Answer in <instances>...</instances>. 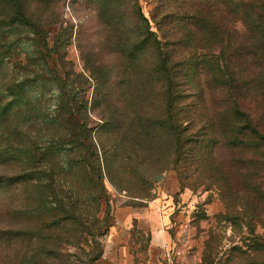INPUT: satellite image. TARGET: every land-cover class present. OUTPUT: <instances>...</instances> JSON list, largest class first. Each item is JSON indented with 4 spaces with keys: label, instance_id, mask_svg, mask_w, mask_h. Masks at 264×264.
Wrapping results in <instances>:
<instances>
[{
    "label": "rangeland",
    "instance_id": "1",
    "mask_svg": "<svg viewBox=\"0 0 264 264\" xmlns=\"http://www.w3.org/2000/svg\"><path fill=\"white\" fill-rule=\"evenodd\" d=\"M97 1L0 0V264H97V255L104 264H264V212L236 204V179L213 170L230 166L232 148L199 143V121L221 110L218 98L194 94L177 77L167 103L135 7L158 36L195 9L239 33L244 25L218 0H106L113 6L104 23ZM158 7L168 10L163 22ZM134 46L136 55H127ZM31 143L39 169L57 172L56 198L72 207L22 205L25 185L8 178L28 166ZM68 160L77 161V189L63 168ZM92 167L101 169L103 189L92 187ZM154 220L161 244L151 243Z\"/></svg>",
    "mask_w": 264,
    "mask_h": 264
},
{
    "label": "trees",
    "instance_id": "2",
    "mask_svg": "<svg viewBox=\"0 0 264 264\" xmlns=\"http://www.w3.org/2000/svg\"><path fill=\"white\" fill-rule=\"evenodd\" d=\"M218 1L230 9L229 13L237 15L231 19L240 21L244 25L243 33L230 29L224 18L219 16L205 19L195 9V13L183 14L179 28H168L162 32L161 36H158L149 30L147 19L136 6L134 17L137 22H143L145 26L138 36L149 35L145 39L151 41L153 56L151 68L156 74L161 75L162 80L167 84L166 101L168 104L171 103L169 99L172 95L169 81L177 77L181 78L188 89L192 88L194 94L200 96L206 93L214 104L216 103L215 97L218 98L221 110L217 111L214 117L208 116L205 120L199 121V143L204 148L211 139L213 146L223 143L232 148L230 166L225 169L216 163V168H213L216 178L218 179L219 174L223 176L226 173L235 178L236 186L233 187L236 192H233L237 196L233 197V200L240 201L235 203H242L253 213L258 209L264 212V184L261 182L264 174V111H262L264 103V0ZM133 4L136 5V2ZM111 6H113V1L98 0L96 2L97 12L100 19H104V23H107L110 17ZM167 11L158 7L154 17L160 13V21L163 22V17L166 15L164 12ZM191 25L196 28L193 30L194 33L186 29ZM198 28L200 29L197 30ZM139 45H141L140 42H138ZM178 46L193 51L185 50L187 54L181 56L179 50H175ZM137 47L127 48V55L135 56L139 50ZM118 67L122 69V75H125L124 61L121 56ZM199 79L202 83L198 84ZM19 86L22 90V86ZM10 89L7 88L8 91ZM36 149L38 146L32 143L29 148H25L24 158L28 166L23 167L20 175L14 179L8 178L12 181L18 179L20 184L25 185L27 193L24 194L22 205L29 210L36 211L45 202L49 204L52 212L61 205L72 207L73 200L56 198L57 187L60 185L59 180L54 179L57 172L51 164L46 166V170L39 169L40 157L35 154ZM211 151H209V157L212 159ZM206 160V158L202 159L203 162ZM66 163L64 161L63 168L67 165V171H70L76 178V181L70 182L69 186L77 189L82 184L79 170L74 166L77 165V161L68 160ZM104 170L110 179L107 166ZM92 171L96 172L95 181L92 180L91 183L92 187L103 189L101 169L92 167ZM219 181L225 189L233 190L227 179ZM45 186L48 198L42 201L40 197ZM242 200L244 202H241ZM52 212L49 214V222L56 221V215ZM34 217L36 223H43V218H38L37 215ZM99 257L100 255H97L94 258L95 262Z\"/></svg>",
    "mask_w": 264,
    "mask_h": 264
},
{
    "label": "crops",
    "instance_id": "3",
    "mask_svg": "<svg viewBox=\"0 0 264 264\" xmlns=\"http://www.w3.org/2000/svg\"><path fill=\"white\" fill-rule=\"evenodd\" d=\"M151 228H152L151 243L161 244V242L164 241V234L160 228L159 222H157V220H154L153 222H151ZM155 240L157 241V243ZM103 257L104 256H102L100 259L97 260V264H104L103 260L105 258Z\"/></svg>",
    "mask_w": 264,
    "mask_h": 264
}]
</instances>
